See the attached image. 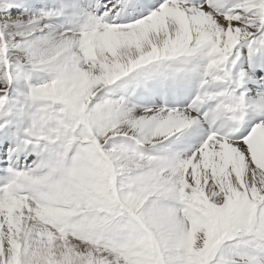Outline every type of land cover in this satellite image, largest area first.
I'll use <instances>...</instances> for the list:
<instances>
[{
  "label": "snow or ice",
  "instance_id": "1",
  "mask_svg": "<svg viewBox=\"0 0 264 264\" xmlns=\"http://www.w3.org/2000/svg\"><path fill=\"white\" fill-rule=\"evenodd\" d=\"M0 264H264V0H0Z\"/></svg>",
  "mask_w": 264,
  "mask_h": 264
}]
</instances>
